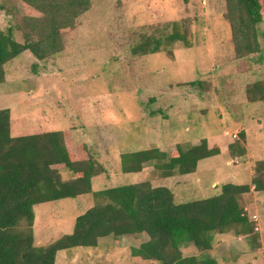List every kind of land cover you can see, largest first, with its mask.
I'll use <instances>...</instances> for the list:
<instances>
[{"label": "rangeland", "instance_id": "374dc122", "mask_svg": "<svg viewBox=\"0 0 264 264\" xmlns=\"http://www.w3.org/2000/svg\"><path fill=\"white\" fill-rule=\"evenodd\" d=\"M0 4L12 13L0 10V29L6 30L25 7L20 0ZM226 14V0H91L75 28L63 33L59 55L39 62L25 53L4 66L0 109H10L15 135L67 129L75 144L86 142L107 169L94 177V190L149 181L153 186L169 184L181 203L211 194L213 189L204 187L210 188L216 176L218 185L250 184L256 162L264 159V101H248L246 87L264 80V22L259 24L261 51L248 56L247 64L236 56ZM174 20L185 21L189 45L176 41L156 53H132L142 33L169 32L167 23ZM203 110H209L208 129L202 127ZM244 129L250 131V156L233 158L230 146L242 143ZM202 130L221 140L224 152L210 157L209 166L202 168L201 163L192 177L162 178L151 163L141 172L122 174V152L161 144L160 132L169 133L168 150L177 144L190 147ZM62 175L70 178L65 169ZM250 192L242 195V203L251 219L256 210L263 215L264 193ZM95 202L91 194H83L36 205L35 244L48 245L71 233L76 217ZM233 238L217 242L207 254L225 256L220 260L224 264H264V246L257 254L248 253ZM147 239L145 234L124 235L117 242L100 240L97 248L62 250L56 264H160L131 255L130 249ZM181 250L186 256L203 252L190 243ZM237 250L240 255L234 259Z\"/></svg>", "mask_w": 264, "mask_h": 264}, {"label": "trees", "instance_id": "16d2710c", "mask_svg": "<svg viewBox=\"0 0 264 264\" xmlns=\"http://www.w3.org/2000/svg\"><path fill=\"white\" fill-rule=\"evenodd\" d=\"M20 1L24 14L19 19L12 17L6 30L0 29V82L5 79L4 66L25 53L39 62L59 55L64 49L63 33L72 31L91 5V0ZM226 5L236 56L248 64L247 57L261 51L264 0H226ZM0 10L12 14L2 4ZM167 24L169 32L142 33L132 53H156L164 49L163 44L176 41L189 45L184 20ZM33 65L37 68V63ZM246 95L250 102L264 101V80L247 85ZM70 131L15 135L10 109H0V264H56L62 250L97 248L103 239L117 242L124 235L144 233L148 240L131 248V255L160 264H219L207 251L216 234L230 231L253 238L258 246L255 224L242 203V195L251 191L250 184L225 183L218 194L181 203L175 201L170 188L149 181L94 190V177L107 169L86 142L75 144ZM241 139L245 142L244 133ZM230 147L232 156L246 154L241 142ZM219 152L205 139L190 147L178 144L169 153L155 147L122 152L121 172H140L151 163L162 177L189 174L196 171L200 160ZM64 169L70 178L64 179ZM251 184L264 192V159L256 162ZM83 194H91L96 202L76 217L72 232L48 245H36L35 206ZM185 243L202 250V255H184L181 245Z\"/></svg>", "mask_w": 264, "mask_h": 264}, {"label": "crops", "instance_id": "0c3cea01", "mask_svg": "<svg viewBox=\"0 0 264 264\" xmlns=\"http://www.w3.org/2000/svg\"><path fill=\"white\" fill-rule=\"evenodd\" d=\"M250 65L251 64H249V68L248 69H251V67H250ZM248 66V65H247ZM237 72H238V70H237ZM254 82V81H253ZM252 83V82H251ZM250 84V83H249ZM248 84V85H249ZM160 110H158V111H156V112H159ZM204 112H202V127H204V128H206V129H208L207 128V123H208V120H207V118H208V112H209V110L208 111H206V110H203ZM207 113V114H206ZM169 115H165V117L166 118H170V117H168ZM173 119V118H172ZM178 120V119H177ZM172 122L174 123V124H176L177 122H176V120H172ZM180 123H181V121H180ZM179 127V126H178ZM170 129H171V127H170ZM175 129H177V127L175 128ZM203 132H202V136L201 137H199V139H196V141H193L192 143H191V146L192 145H196V144H199L200 143V141L201 140H203V139H205L206 141H207V143H208V146L210 147V148H218L219 149V153H223L224 151H223V149H222V146H221V143L219 144V141H221V140H217V138H215V137H212V136H209L208 134H206L207 132V130H202ZM244 134H245V142L243 143L242 142V144L244 145V147L246 148V154L245 155H243V156H233V158H239V157H245V156H247V157H249L250 156V149H249V143H250V131H248L247 129H244ZM168 132H160V135L159 136H161L162 137V143L160 144V143H157L156 145H152V146H147V148H141V149H136L135 151H139V150H144V149H149V148H159L161 151H163V152H166V153H169V152H171L170 150H168L166 147H167V145H168V143H167V141H169V140H167L166 141V138H168L169 139V137L170 136H168ZM173 134H174V132H173ZM159 136L157 135H155V137H156V139H159ZM160 137V138H161ZM173 138V137H172ZM185 138V137H184ZM183 138V139H184ZM150 140V143H149V145H151L152 143V141L151 140H154V137L152 138V139H149ZM155 142V141H154ZM231 142V141H230ZM178 145V144H177ZM179 145H182V144H179ZM232 156V155H231ZM210 157H208V158H205V159H202V160H200L199 161V163H198V167H197V170L199 171V167H200V164L202 163V168L203 167H205V166H209V162L207 161L208 159H209ZM153 168H154V165H153ZM144 169V168H143ZM195 171V172H192V173H189V174H175V175H173V176H169V177H173V178H175V177H177V176H189V177H192L193 176V173L195 174L196 172H198V171ZM141 172V171H140ZM135 173H137V172H134V174ZM130 174H133V173H130ZM217 178H214V180L209 184V186H210V188H206V187H204L205 189H209V190H212L213 189V191H212V193L211 194H209V195H204V197H208V196H212V195H215V194H218L219 193V191H220V188H221V186L223 185H218V176H216ZM162 178H165V177H162ZM251 180H252V174H251ZM131 183H135V182H131ZM245 184H248V183H245ZM250 185H251V192L253 191V192H255V190H254V186L250 183ZM159 186V185H158ZM162 186V185H161ZM164 186H166V187H168V188H170L172 191H173V193H174V196H175V190H174V188H171V186L168 184V185H164ZM220 187V188H219ZM219 188V189H218ZM250 192V193H251ZM263 193L264 192H262V191H257V194H261V195H263ZM255 198H257L256 197V195H255ZM257 208H258V205H257ZM247 210V207H245V211ZM257 216L258 217V221L257 222H255L254 221V216ZM261 215V216H260ZM258 214V210H256V212H254V214L252 215V218H251V220L254 222V224H255V226L256 225H260L259 227V230H260V232L259 231H256L257 233V237H258V246H256V241L253 239V238H251V237H249V236H246V235H240V236H238V235H236L233 231V233L232 232H228V233H224V234H216L215 235V238H214V242H213V247H215V245H216V243L217 242H219V244L220 245H222L223 244V242L227 239V237H230V238H233V236L235 237H238L239 239H240V241H242V246L241 247H244V249H245V251H248V253H256L257 254V252H260V250H262V246H264L263 244H264V212H263V215L262 214ZM258 222H259V224H258ZM232 233V235H230ZM145 234V233H144ZM144 234H142V235H144ZM145 235H147V234H145ZM148 236V235H147ZM149 238V237H148ZM148 240V239H147ZM146 241V240H145ZM145 241H143V242H145ZM233 242H235V239L233 238ZM255 245V246H254ZM264 248V247H263ZM212 249V248H211ZM240 251H238L237 250V253L236 254H234V259L235 258H237V257H239V255L240 254H238ZM225 256H223L222 255V258H224ZM213 258H215L216 260H217V262L219 263V264H224V262L223 261H220L221 259H219L218 258V256L216 257H213ZM256 259H258V260H260V256H259V254L258 255H256ZM226 264H228V263H226Z\"/></svg>", "mask_w": 264, "mask_h": 264}, {"label": "built area", "instance_id": "2783aa9c", "mask_svg": "<svg viewBox=\"0 0 264 264\" xmlns=\"http://www.w3.org/2000/svg\"><path fill=\"white\" fill-rule=\"evenodd\" d=\"M233 136H234V137H236L237 135H236V134H234ZM253 219H254V221H255V222H257V221H258V217H257L256 215L254 216V218H253ZM255 230H256V231H259V225H256V226H255Z\"/></svg>", "mask_w": 264, "mask_h": 264}]
</instances>
